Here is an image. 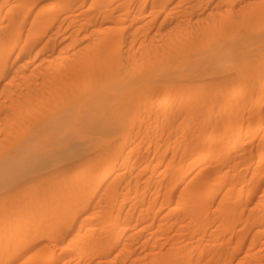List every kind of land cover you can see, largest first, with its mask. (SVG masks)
I'll use <instances>...</instances> for the list:
<instances>
[{
	"label": "rangeland",
	"instance_id": "rangeland-1",
	"mask_svg": "<svg viewBox=\"0 0 264 264\" xmlns=\"http://www.w3.org/2000/svg\"><path fill=\"white\" fill-rule=\"evenodd\" d=\"M47 1L55 0H37L27 11L28 19L38 18L40 7ZM92 1L78 0L76 13H90ZM165 1L128 2L130 12L122 21L127 25L124 34L111 35L98 51L108 60V66L96 65L99 59L94 58H88L79 69L67 66L70 61L74 63V50L83 48L80 55L84 57L95 42L93 36L103 39L104 34H91L100 19L70 23L62 14L48 26L38 46L42 48L50 40L56 49L51 45L33 55L32 61L22 57L0 74V163H16L12 170L15 172L0 177V264H33L38 252L48 261L55 238L68 248L63 258L71 260V264L80 258L77 252L87 247L103 256L93 263L112 264L117 252L106 255V247L97 245L89 227L83 224L88 216L95 217V225L101 224L110 205L115 213L132 218L120 227H130L137 234L130 241L144 243L140 253L163 246L176 253L171 259L175 263L169 264H203L207 258L201 261V256L221 253L227 256L222 264H264V249L236 253L233 244H226L223 250L219 245L213 247V236L220 233L218 227L226 225L231 216L222 217L216 208L206 207L202 222L207 230L193 232L190 239L179 227L184 216L180 211L184 189L174 193L171 175L157 176L171 163L190 161L194 151L219 148V134L232 130L235 123L246 127L256 118L259 101L264 111V0ZM2 3L7 4L6 0H0ZM56 4L50 5L53 14L58 13ZM252 12L256 14L252 22L241 17ZM119 13L123 11L118 5L116 14ZM10 18L9 13L4 23ZM134 18L139 25H134ZM207 25L213 28L203 33ZM245 26L251 27V34H244ZM28 28L29 23L19 27L23 31ZM134 31L142 33L132 34ZM71 33L90 36L67 46L62 36L56 41L52 37ZM227 47L232 48L228 54ZM14 56L15 53L10 63ZM127 62L132 66L128 69L132 72L130 81L114 85L109 93L104 91L106 86L98 88L106 76L127 71L122 67ZM169 62L174 64V80L158 75ZM164 82L172 83L168 87L175 98L160 111L150 110L148 104H143L144 97L151 95L154 87L162 88ZM94 89L102 90L103 98L113 102V110H105L110 114L118 110L119 119L78 123L72 119L74 128L56 131L52 124L58 108L75 102L78 109ZM157 91L164 96L163 90ZM165 110H171L173 115L164 117ZM81 111L86 120L102 112L101 108L90 109L88 103ZM232 144L219 157L225 162L223 171L235 176L234 194H239L245 181L249 184L240 199L243 211L233 223L236 228L232 239L237 240L242 233L247 238L254 234V222L259 223L257 228H264V162H255L260 154L264 155V130L237 151L231 150ZM160 159L157 167L141 168L144 161L157 165ZM115 162L123 165L118 169L122 174L118 181H113L109 173ZM132 167V173L126 175ZM227 183L217 185L222 193L215 198L216 203L226 198L223 195ZM160 205L168 209L157 212ZM170 218L167 227H159ZM230 237V232L224 231L219 238ZM116 260L123 264L120 258ZM61 261L57 258L52 263Z\"/></svg>",
	"mask_w": 264,
	"mask_h": 264
},
{
	"label": "bare ground",
	"instance_id": "bare-ground-1",
	"mask_svg": "<svg viewBox=\"0 0 264 264\" xmlns=\"http://www.w3.org/2000/svg\"><path fill=\"white\" fill-rule=\"evenodd\" d=\"M37 0H21L18 2L17 0H6V3H2L0 5V74L5 73L8 69H10L14 63L20 60L22 57H28L30 61H32L33 55H38L42 53L45 49H48L51 45L53 50L56 49L55 43H51L50 40L47 41L45 46L39 48V43L46 32L48 26H50L58 16L62 14H66L64 17L70 23H75L79 21L90 22L93 19L101 20L100 25L97 27H93L91 29V34H104L103 39L98 38L95 42L91 44L87 49V53L84 52V57H81L80 53L83 48H77V50L72 52L74 63L68 62L67 66L73 67L77 66V68H82L86 65L88 58L90 59H99L96 65H101L102 67L108 66V60H106L102 55H99L101 49L108 42V38L112 36H116L117 34H124L127 25H123L122 21H126L125 15H128L130 12L129 4H133L135 0H118L120 3L118 4L123 13L116 14L118 12V5H114V1L110 0H93L90 5V13L82 12L81 15L76 13L80 3L78 0H55L53 3L57 2L58 13L53 14L50 9V5L53 4L52 1H47L42 4L40 10L38 12V18L28 19L27 11L29 7L34 6L33 4H37ZM131 1L129 4L128 2ZM170 0H166V4L169 3ZM6 4L7 10L4 12L3 7ZM11 14V18L8 22L4 23L5 16L7 14ZM255 13H247L242 14L241 17L249 21H253L255 18ZM82 16L83 18H81ZM128 19V18H127ZM135 18L132 20L134 25H139V21L135 22ZM124 21V22H125ZM23 23H29V28L26 31L20 30L19 27L23 25ZM123 23V24H122ZM246 27V26H245ZM213 25H207L204 28L203 33L211 31ZM217 27L214 26V29ZM140 29V28H139ZM177 30V29H174ZM246 32L244 34H251V27H246ZM138 31V30H137ZM142 32H132V34H141ZM54 40L59 36H62V41L66 43L64 46L76 44L80 42L86 36H90L89 34H85L83 37H80V34H52ZM91 36V37H92ZM107 39V40H105ZM63 46V47H64ZM225 49V46H222V49ZM227 51L225 53H230L227 47ZM86 50V49H85ZM60 52H63L60 49ZM15 53L14 58L10 63V58ZM80 55V56H79ZM227 61H229L227 59ZM125 67L123 69L127 71L118 72L117 75L106 76L104 79L100 81V85L98 88H103L106 86L105 93H109L112 87L116 84L125 83L131 80L132 75L131 64L127 62L124 64ZM160 70V68H159ZM174 64L169 62L165 64V67L158 71V75H168L174 80L175 76H173ZM188 74H186L187 76ZM77 76V75H76ZM161 78V76H160ZM163 79V78H162ZM165 83V82H164ZM168 85H172L169 83L162 84V88L154 87L152 89V93L149 96L144 97L143 104H148L150 110L160 111L164 105L170 103L175 98L174 93L169 91ZM71 91V89H69ZM157 90H163L164 96L160 97ZM103 91H99V89H94L88 96H85L84 100L85 104H80L78 109L75 110L74 103L66 104L65 106L58 108L56 113V120L52 124L54 129L58 132H62L64 130L74 128L75 123H78L79 120L89 121L92 120H111L113 118L119 119L118 110L116 114H110V112L105 110V107L113 110V102L109 98L104 99L105 95L102 93ZM160 92V91H159ZM252 91H250L251 93ZM158 94V95H157ZM157 95V97L155 96ZM253 95V93H252ZM71 95L68 94L66 98H69ZM104 97V98H103ZM107 97V96H106ZM88 105L91 108H95L99 110L101 108L102 112L96 116L90 115L87 120L86 117L82 115L81 109ZM90 103V104H89ZM259 107L256 109V118L250 120L248 125L244 127V124L235 123L232 126V130H225L220 133L218 136L219 148L214 150H203V151H194L192 152L193 158L185 163H171L168 165L167 171H160L157 176L162 177L166 175H171V186L174 190V193L181 188L184 191L181 193L180 198L184 199V204L180 207V211L184 212V216L181 217L179 227H182L186 235L193 237L192 233L195 231L204 232L207 230V225L202 222V214L206 207H212L219 210L222 214V217H230L227 218L228 223L226 225H221L218 227L219 234L214 235V244L213 247L219 245V248L223 250L226 247V244L235 245V252L245 250L247 252H260L262 251L264 246V228H257L259 223H252V229H254V234L251 237L247 238L244 233H242V238H238L237 240L232 239V235L235 234L236 226L233 224L238 219L243 210L240 211L241 206H243L242 201L240 200L242 196L248 191V182L245 181V185L239 190V194H234V185H235V176L230 174V171H223V166H225V162L220 161L219 157L223 153H225L229 147L230 142H232L231 150L237 151L241 148L246 142L257 136L262 130H264V111L262 109V101L258 102ZM102 107H104L102 109ZM88 108V107H87ZM164 117L172 116L173 113L171 110H165ZM116 117H115V116ZM73 119V121H72ZM212 122V120H210ZM76 126V125H75ZM241 135H243L241 137ZM208 139V137L206 138ZM206 142V140L204 141ZM139 151L141 148L138 149ZM131 156V155H130ZM128 159V157L126 158ZM161 159L157 165H152L151 161H144L141 165L142 169H148L151 167H157L161 165ZM125 163V160L123 161ZM257 164H261L264 162V155L260 154L258 158L255 160ZM123 165L115 162L112 164L109 173L114 177L113 181H118L121 179L122 174L118 172ZM16 168V163L14 161H6L0 163V177L4 175H8L10 172ZM186 171L182 173L183 170ZM133 171V167L128 169L126 175L131 174ZM204 173L202 176L198 177L197 175ZM228 176V177H227ZM195 178H197L195 180ZM228 182L229 185L224 190V200L216 203L215 198L222 193V188L217 187V185L222 184L224 182ZM101 185L103 180H100ZM227 183V184H228ZM186 184V186H184ZM234 196L236 197V201L234 200ZM171 197V194H169ZM86 207H84L85 209ZM158 211L168 209L166 205H160L157 207ZM114 206L110 205V210L102 217L103 221L99 225H95V217L88 216L83 224L89 227L88 231L91 236L95 238L97 245L103 244L106 247V255L111 256L116 253V258L111 259L112 264H117L116 259H119L123 262V264H169L174 260H171L173 256L176 254L175 251L169 249H165L163 246L158 248L152 247L150 249V253L143 252L140 253V248L144 247V243L140 241H130L132 236H137L134 232L131 231L130 227H120L122 224L130 222L132 219L128 215H122L121 212H114ZM254 220V219H253ZM171 218L169 220H164L159 227H167L170 224ZM94 225V226H92ZM223 229V230H222ZM216 231V230H215ZM230 232L229 239H221V232ZM69 231H65V235L68 234ZM218 236V237H217ZM226 237V236H225ZM157 242L159 240L157 239ZM155 242L154 245L157 244ZM175 244V243H173ZM188 244L192 245V242ZM92 246V245H91ZM53 253L49 257L48 261L43 260L42 253L38 252L35 254L33 264H54L52 261L57 258L62 259L61 264H71V260H67L63 258V255L68 253V248L62 245V242L55 238L53 242ZM258 247H261L259 250L254 251ZM158 250V251H156ZM189 248L187 247V251ZM144 254V256L142 255ZM19 253L16 255V257ZM77 256H79V260L76 261V264H95L94 259L99 262L103 256H101L100 252L97 250L92 251V248L87 247L84 250H80L77 252ZM147 257H150L148 259ZM176 257V256H175ZM177 258V257H176ZM207 260H204L206 259ZM223 258V259H222ZM227 259V256L224 254H212L209 257L201 256V261L204 260L203 264H222ZM169 261L168 263H166ZM178 261V260H177ZM206 262V263H205ZM175 263V262H173ZM199 264H202L200 262Z\"/></svg>",
	"mask_w": 264,
	"mask_h": 264
}]
</instances>
